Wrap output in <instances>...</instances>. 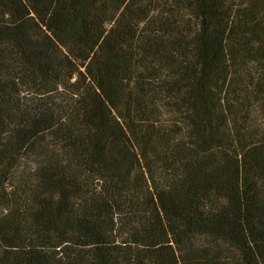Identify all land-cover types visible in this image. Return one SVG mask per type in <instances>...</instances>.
<instances>
[{
	"label": "trees",
	"instance_id": "16d2710c",
	"mask_svg": "<svg viewBox=\"0 0 264 264\" xmlns=\"http://www.w3.org/2000/svg\"><path fill=\"white\" fill-rule=\"evenodd\" d=\"M0 264H264V0H0Z\"/></svg>",
	"mask_w": 264,
	"mask_h": 264
}]
</instances>
